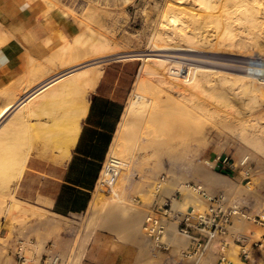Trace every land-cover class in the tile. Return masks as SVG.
Masks as SVG:
<instances>
[{
	"label": "rangeland",
	"instance_id": "obj_1",
	"mask_svg": "<svg viewBox=\"0 0 264 264\" xmlns=\"http://www.w3.org/2000/svg\"><path fill=\"white\" fill-rule=\"evenodd\" d=\"M26 1L31 8H43L48 20L51 13L61 14L60 17L58 15L55 18L62 22L66 20L76 24L81 35L87 32H96L95 34L99 32L100 36L107 38V46L102 48L111 53L116 52L107 57L133 52H137L136 54L164 53V51L149 50L154 45V35L163 26L164 29L172 28L170 23L174 22L173 14H179V12L175 13L178 10L170 9L169 12L168 4L170 5L171 0ZM218 3L223 5L222 1L218 0ZM254 3L260 7L259 13L264 18V1L255 0ZM219 5L215 8L217 13H221L223 11L221 9H224L222 5ZM189 6L190 8L200 7L197 2ZM226 7L230 8L229 11L233 14V0H228ZM226 15L227 13L223 11L217 20L209 22L205 25L206 27L194 25L190 20L185 23V26L188 23L185 29L188 32L194 31L209 35L211 40L198 44V53L215 62L209 64V67L219 70L218 75L214 72L210 75V81L201 83L193 99L184 102L167 99L169 94L166 91L170 89L168 84L160 86L155 74L145 70L142 72L143 59L131 57L136 59L132 65L135 74L131 89L127 93L126 106L128 107L134 98L138 99L136 94H146L153 100L148 105V111L152 116L150 120L148 118L145 120L146 114H140L125 132L123 142L127 148L126 151L120 152L119 157L122 162H126L124 157L126 155L128 157L131 151L134 156L130 163L132 165H129L131 168L125 166L128 164L122 163L118 181L120 179L123 181L120 183L124 189L122 190L129 193L127 196L133 198V203L137 206L135 198L142 199L145 204L139 206L145 208L150 202L165 197L159 188L154 189L153 192L156 194L151 195L152 199L150 195L145 197L146 195L144 196L141 190L145 180L161 168L163 169L158 174L159 180L165 176L164 180L169 178L168 180L177 181L178 184L183 182L201 184V180L194 177L195 167L198 164L221 176L229 177L230 180L239 184L231 191L221 186L215 192L208 186L218 184L204 183L208 185L204 188L210 194L226 195L250 216V218L237 217L234 220L233 239H229L226 254L233 264H264V78L252 77L250 80L253 82L249 83L252 86L249 87L247 84L244 88L245 81L240 77L242 71L234 66L243 65L246 68L253 57H264V50L260 51L259 46L254 47L251 44L249 53L252 52V54L244 55L245 47L238 42L233 43V40L244 32H239V28L233 27V23L227 25ZM196 16L197 18L204 17L202 14ZM189 18L188 15L179 14L175 17L176 25L181 26V20ZM80 33L74 38L73 44L76 43L79 48L89 49L86 58L105 53L101 51L100 42L99 45L87 44L83 41L84 38L79 36ZM263 38L262 35L261 39ZM127 57L128 55L125 58ZM160 58L163 57H151L150 60L161 63ZM173 59L182 61L178 58ZM107 61L110 59L98 62L100 64L97 63L95 66L101 67ZM172 65L167 67L168 74L171 78L178 80L170 73ZM142 80L143 84H141ZM139 83L141 87L137 89ZM141 133L145 134L140 145L135 141ZM3 146H5L3 143L0 144V147ZM185 147L187 150L181 158L171 159L172 155L181 153ZM247 151L249 153L241 162V156ZM7 155L4 149L0 151V264H35L36 262L50 264L53 256L57 258L56 264H146L147 261L144 262L143 257H140V248L136 244L127 241L122 233L109 229L102 223L99 211L109 204L108 195L95 191L92 200H100L97 206L99 211L94 212L90 203L88 209L82 213L58 215L37 202L18 197L16 188L20 179L11 180L10 176L21 166L25 169L26 157H22L21 160L16 158L17 161L14 158L13 161L4 158ZM112 155L114 153L111 147L107 159ZM219 157L221 160L228 157L230 163L223 165L221 161H218ZM19 161H22L21 166L18 165ZM12 166H14L13 169ZM262 167L263 172H261ZM9 170L12 172L5 175L10 172ZM260 172L263 174L261 175ZM186 176L189 179H183ZM136 181L140 187L136 188ZM240 186L251 188L255 195L241 192ZM177 189L182 188L177 187ZM182 193L184 194L185 191ZM206 205L207 203L202 202L199 207L205 208ZM50 220L52 221L49 222ZM237 220L246 222L245 226H238ZM88 236L90 237L89 245L78 263L84 240ZM238 236H246V238L237 240ZM58 244L65 248L64 256L56 251ZM244 246L250 250L248 258H243L241 255ZM157 250L162 252V258L156 259L155 264H204L211 253L215 257L212 258L211 255L212 259L207 261L208 264H219L218 253L212 248L191 256H183V258L175 254L174 249L167 251L157 247ZM139 257L143 260L139 261ZM191 258L193 260H190Z\"/></svg>",
	"mask_w": 264,
	"mask_h": 264
},
{
	"label": "crops",
	"instance_id": "obj_2",
	"mask_svg": "<svg viewBox=\"0 0 264 264\" xmlns=\"http://www.w3.org/2000/svg\"><path fill=\"white\" fill-rule=\"evenodd\" d=\"M58 15L61 14L51 13L48 20L43 8H31L26 0H0V111L8 104L14 105L0 119V144L5 145L0 151L5 150L6 159L26 157L16 188L18 197L64 216L82 213L90 206L96 181L127 107L136 59L112 58L102 64L104 71L97 85L86 90L88 109L81 119L77 141L69 158H64L62 151L53 146L54 140L47 142L40 136L43 127L77 94L50 101L44 99V85L76 71L67 65L70 60L80 57L83 61L78 71L91 66L85 63L89 49L73 44L79 34L77 25L58 20ZM58 69L61 71L57 73ZM30 100L39 102L35 106ZM221 186L208 187L216 192Z\"/></svg>",
	"mask_w": 264,
	"mask_h": 264
},
{
	"label": "bare ground",
	"instance_id": "obj_3",
	"mask_svg": "<svg viewBox=\"0 0 264 264\" xmlns=\"http://www.w3.org/2000/svg\"><path fill=\"white\" fill-rule=\"evenodd\" d=\"M219 1L223 2V5H222V3H221V5L224 7V9L222 8L221 10H223L225 13H227V15H226L227 25H231L233 23V27L237 26L240 30L239 32H241V33L244 32L243 34H240V36H238L237 39L233 40V43L235 42V44H236V42H238L239 44L243 45L245 47L244 55H246V56H250L252 54L251 51H250L251 53H249V48H251V46H249V45H251V44H253L254 47L259 46L258 49L260 51H263L264 50V43H263L264 38L263 39H261V38H262V35L264 36V33H263V31H264V27H263L264 18L260 15V13H259L260 7L258 5H255V3H254L255 0H233V7H232L233 8V14H231L232 11H229L230 8H228V7L225 8V6H227L228 0H219ZM195 2H197L198 5H200V7L190 8L191 6H189V5L193 4ZM216 5H219L218 0H176V1L171 0L170 5L168 4L169 12H170V9L178 10V11H175V13L179 12V14L188 15L190 18L187 20L182 19L181 20L182 24L180 23L181 26L178 24L176 25L177 20H175V17L179 16V14L176 13V14H173V16H175V17L172 18L174 20V22L170 23L168 21V23L172 24V26H173L172 28H170V29L165 28L164 29L163 25H162L163 26L162 28L159 27L160 30L159 29L157 30V33L154 35V38H153V44L154 45L149 50L164 51V53L128 54V57H140L141 59H143L144 62L142 64V72L145 70V71H150L153 74H155L157 76L158 84L160 86L163 84L164 85L168 84L170 89L168 91H166V89H165L166 93L168 92V94H169L167 99L170 98V100H173L175 102H180V101L184 102L185 100L187 101L189 99H193L194 96L196 95V89L201 85L202 82L210 81L209 77L213 72L217 73V75H218L219 70H216L212 67H209V64H213L215 62H213L212 60L207 59L205 57H202L198 53V51H199L198 44L202 41L211 40V39H209V35L204 34V33H200V32H194V31L188 32L187 30H185L186 27L188 26V23H187V26H185L186 25L185 23L188 22V20L193 22L194 25L196 24V25L204 26V27H206L205 25L208 24L209 22L217 20V18L222 14L223 11H221V13L220 12L217 13L215 8H217L218 6L216 7ZM221 5H219V6H221ZM192 6H195V5H192ZM173 10H172V12H173ZM198 14H202L204 17L202 16L203 18H201V16H200V17H198L199 18V20H198V18L196 16ZM200 18H201V20H200ZM231 19H233V20H231ZM174 23H175V25H173ZM95 33H92V32L88 33L87 32V34H85V35L84 34L81 35V33H80L79 36L83 37L84 38L83 41L87 44L99 45L98 43L100 42L101 48L107 46L106 45L107 44V38L100 36L99 32H98V34H95ZM218 40H219V38H218ZM235 44H233V45H235ZM101 51L105 52V53L102 55L100 54V56L99 55H96V56L93 55V56L87 57L86 59H85V57L82 58V59H85V63L90 64L89 65V66H91L90 68L78 71L77 67H79V66L81 67L82 62H83V61L81 62L80 57H78L76 59H73L72 61L70 60V62L68 61V63H67V65L70 68L75 67L76 71L71 70L70 75L65 77L64 79H62V77L60 78L62 80L54 79V80L47 82L44 85V89L45 90L47 89V92L45 93V95L43 94L45 96L44 99H49L50 101L52 99H58V97H61L65 94H69V95L75 94V93L77 94L76 97L71 98L72 99L71 103L68 106L65 105L66 107L62 108L57 115H55L53 118H51L52 122L50 121L51 122L50 124H46L43 127V131H42L43 133H42V136H40L43 138L44 141H47V142L54 140L53 146L56 147L55 149L58 148L62 151V156L64 158H67V157L69 158V156H70L71 149L75 145L77 138L79 136L80 130H81V119L84 117V115L86 114L87 109H88V99L86 98V92L88 91L87 88L92 87V86L95 87V85H97V83L100 80L102 73L104 71V70H102V66L98 67L95 65H97L98 62L106 61L107 59H112L113 56H111V57H107V56H110L111 54L116 53V52L111 53L108 50L103 49V48L101 49ZM101 51H100V53H102ZM125 56H127V55H125ZM157 56L163 57V58H160V59H162L161 63H157V62L150 60L151 57H157ZM97 57H99V58H97ZM123 58H125V57H123ZM173 58H178L182 61L180 62V61H177ZM171 61L174 63H172ZM250 63H252V64L254 63L257 65H264V63H262V62H256L254 60H252ZM65 64H63L62 67L67 68L68 66ZM98 64H100V63H98ZM171 64H173V65H172V68L170 70V73L173 76L177 77L178 80L171 78L168 74L167 67L170 66ZM234 66H236L237 69L242 71V73H240V75H241L240 77L243 79V81H245L244 82L245 84H243L244 88L247 86V84L253 82L252 80H250V79H252V77L263 76V78H264V69H262V68H254L251 66H246V68H245V66H243V65H234ZM59 70L60 69L57 70V73ZM57 77H60V76H57ZM143 83H144V81L142 80L141 84H143ZM255 83H256V81H255ZM256 85H257V83H256ZM248 86L250 87L252 85L249 84ZM140 87L141 86L139 83L136 88L139 89ZM156 87H157V84H156ZM136 97H138V99L134 98L131 101V103L129 104V106L126 108L125 113H124L123 118H122V121L120 123V126L118 128V131L116 132V135L114 137V141L112 143V152L114 153V155H112L113 157L121 158V157H119V155L121 154L120 152L126 151L127 145H125V143L123 142V140H124L123 137H125V132L132 126V124H134V121L137 120L138 116L140 114H143V113L146 114L145 120L147 118H148V120H150L149 118L152 116L151 112L148 111V105L153 102L152 98L146 94H143V95L136 94ZM30 101L33 103L35 102L32 100H30ZM36 102H39V101H36ZM36 102L34 104L35 106H36ZM58 102H60V100H58ZM66 102H68V100H66ZM19 103H21V102H19ZM26 103H27V101H26ZM42 104H43V102H42ZM34 105H32V106H34ZM13 106L14 105L8 104L3 109H1L0 119L5 117L4 115H6L9 111V109L11 107L13 108ZM30 108H31V106H30ZM31 111H32V109H31ZM38 111L39 110H37V112ZM40 111H41V113H44V112H42L43 111L42 109ZM29 114L30 113L28 112L27 115H29ZM34 115H36V113H34ZM30 116H31V114H30ZM24 120H25V118H24ZM143 132L144 131H142V133ZM142 133L137 138V141H135L136 139H134L135 143L141 145V143L144 139V134H145V133L144 134H142ZM136 146L137 145H135V147ZM185 148H184V150L182 149L181 153L172 155L171 159L176 160L179 157L181 158L183 153L185 154V152H186L185 150H187V148L186 149ZM51 149H53V148H51ZM132 150H134V149H132ZM189 153L190 152H188V154ZM247 153H249V151H247L246 153H244L241 156V162L244 161L243 159H245V156ZM133 156H134V153H133V151H131L128 154V157L126 155L127 158L124 157V160L126 159L127 161L126 162L123 161L122 163L128 164V165H125L126 167L129 165L131 166L132 164H130V163H132L131 160H132ZM19 159L21 160V158H19ZM12 160L14 161V159H12ZM24 160H25V158L23 159V161ZM16 161H17V159H16ZM10 165H12V164H10ZM18 165L21 166L22 161ZM23 165H24V163H23ZM13 167L14 166H12V169H13ZM21 167H20V169L17 167L19 170H16L15 172L13 171L14 172L12 174L13 176L12 175L10 176V177H12L11 180H17L18 181L22 177L24 166L22 168ZM154 168L156 171V167H154ZM162 169L163 168L158 170V172H155L154 175L151 174L145 180V182L143 181L144 186L142 185L143 189H141V190H143L142 192L144 193V196L146 195L145 197H148L150 195V198H151V195L154 196V194H156V192L155 193L153 192L155 188H161V194L162 195L173 197L175 192L177 191V187H179V188H182L180 190L185 191V194L183 196L184 203H191L195 206H199L202 202L207 203V199H205L203 196H201L198 192L193 191L190 187H188V185L185 182H183L182 184H178L177 181L168 180L169 178L167 180H159L158 174H160V171ZM195 169H196V172L194 174V177H198L201 180V182L203 183V184L201 183L202 184L201 186L203 188L205 186L204 183H206V184L211 183L212 184V182H214L215 184H221L222 186H225L228 189H230V191L233 190V188L239 186L238 183L233 182L232 180L229 179V177L227 178L225 176H221L218 173L212 171L211 169L202 166L201 164H198L195 167ZM262 169H263V167L261 168V170ZM9 171L10 172L5 173V175L12 172L11 170H9ZM261 172H263V170ZM261 172H260V174L262 175L263 173H261ZM145 175H146V173H145ZM10 177H8V178H10ZM6 179L7 178H5V180ZM183 179H189V178H187V176H186L185 178L183 177ZM9 180L10 179H8V181ZM11 180L9 182H11ZM119 181H120L119 183H121L122 180L120 179ZM137 184H139V183H137V181H136V185H135L136 188H137V186H139ZM141 184H143V183L141 182ZM123 190L119 194L108 195L110 202H108L109 204L105 205L102 209H100V211L97 210V206H98L100 200H92L91 201V209L94 212L99 211V217L101 218L102 223L106 227H108L109 229H112L114 231L116 230V232L118 231V232L122 233L123 237L127 241H129L133 244H136L140 248V257H143L144 262L147 261L146 264H152V263L155 264L154 262L156 261V259L160 260L162 258V252L157 250V246L155 247V242L143 230V220L146 217L147 211L145 208H141L139 206V204L136 206L133 203V198L128 197L129 193H126ZM240 191L245 193V194L252 195V196L255 195V192L251 188H245L244 186H240ZM151 192H153V193H151ZM207 193L209 196L214 195L212 193L210 194L208 190H207ZM240 197L242 198V196H240ZM151 201H153V200H151ZM174 202H175V205H177V206L182 204L181 201H178L176 199H174ZM151 203L152 202H150L149 204H151ZM242 218H245V217H242ZM51 221L52 220H50L49 222H51ZM245 223L246 222H244L242 220L241 221L237 220V224L240 227L245 226ZM170 239L174 243H176L174 253L177 254L179 257L183 258V255L181 254L180 250H178L177 248L181 245L186 246L188 244L189 240L187 238L177 236L173 232L171 233ZM89 240H90L89 236L86 237L84 240L83 250H81V253L79 254L78 263L81 261L83 255H84V252L86 251V249L89 245ZM56 249H57L56 251L58 253H60L62 256L65 255L66 250L62 245L58 244ZM155 249H156V251H155ZM153 251H155L156 254H153V253H155ZM211 255H212V258L215 257L213 255V253L209 254L206 262L212 259ZM53 257H52L53 260L51 261L50 264H56L57 258H56V256H53ZM140 257L138 260L142 261L143 259H140ZM190 260H193V258H191ZM206 262L204 264H208V262L207 263ZM241 263H243V262H241ZM35 264H40V263L36 262Z\"/></svg>",
	"mask_w": 264,
	"mask_h": 264
},
{
	"label": "built area",
	"instance_id": "obj_4",
	"mask_svg": "<svg viewBox=\"0 0 264 264\" xmlns=\"http://www.w3.org/2000/svg\"><path fill=\"white\" fill-rule=\"evenodd\" d=\"M252 60L264 63V57H253L249 65L254 68L264 69V65L250 63ZM263 77V76H260ZM221 161L223 165L230 163L228 157ZM122 161L118 157L106 159L102 165L99 177L96 181L95 191L103 195H116L122 191L118 181V175ZM165 176H162V180ZM193 191L198 192L207 199L205 208L195 206L191 203H184L182 191L177 189L173 197L165 196L161 200H154L145 207L147 214L143 220L144 232L155 242L160 249L170 251L175 249L171 239V233L187 238L188 244L181 245L177 249L185 256L200 253L207 248H212L218 253L219 264H233V261L226 254L229 246V239H233V222L238 217H249L243 208L233 203L224 194L209 196L201 184H187ZM161 190V188H159ZM174 199L182 204L175 205ZM137 204L144 205L142 199H137ZM246 236H238L237 240L245 239ZM242 257H250V250L245 246Z\"/></svg>",
	"mask_w": 264,
	"mask_h": 264
},
{
	"label": "water",
	"instance_id": "obj_5",
	"mask_svg": "<svg viewBox=\"0 0 264 264\" xmlns=\"http://www.w3.org/2000/svg\"><path fill=\"white\" fill-rule=\"evenodd\" d=\"M136 53H137V52L128 53V54H136ZM128 54H118V55L113 56L112 58L126 57V56H124V55H128Z\"/></svg>",
	"mask_w": 264,
	"mask_h": 264
}]
</instances>
